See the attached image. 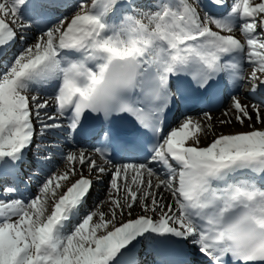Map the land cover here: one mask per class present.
I'll use <instances>...</instances> for the list:
<instances>
[{
	"label": "snow or ice",
	"instance_id": "obj_1",
	"mask_svg": "<svg viewBox=\"0 0 264 264\" xmlns=\"http://www.w3.org/2000/svg\"><path fill=\"white\" fill-rule=\"evenodd\" d=\"M212 3L223 11L201 16V0H0V264H138L143 245H190L204 264H264V99L231 96L222 115H234L219 123L250 130L213 133L206 146L200 121L167 122L191 96L239 88L245 65L264 96V0ZM37 122L41 136L62 128L65 147L81 134L91 143L64 153V170L25 199ZM85 168L110 177L107 212L80 216L93 183Z\"/></svg>",
	"mask_w": 264,
	"mask_h": 264
},
{
	"label": "bare ground",
	"instance_id": "obj_2",
	"mask_svg": "<svg viewBox=\"0 0 264 264\" xmlns=\"http://www.w3.org/2000/svg\"><path fill=\"white\" fill-rule=\"evenodd\" d=\"M243 103H247V101L243 100ZM248 104V103H247ZM229 108H225L224 110L215 113L212 115L213 119L211 121L206 120L205 118H203L202 120H200V117H192L194 120L200 121L202 126L205 128V131L208 133L206 136L203 133H198L200 135V145L201 146H206L208 143L211 142V140L213 139V133L219 135V134H228V133H236V132H244V131H249L250 128L248 127V122L245 121L244 126H241L239 123H236L234 120L232 123H228V124H224L221 125L219 123V121L221 119H232V116L234 114H231L229 117H224L222 114L228 110ZM262 111H264V109H262ZM253 120H255V116H253ZM211 124V131H208L207 125ZM257 128L260 127H264V125L261 124H256L255 125ZM64 166H65V162H64ZM80 168V166H79ZM86 170V169H85ZM87 174L88 171L86 172ZM35 191H38V187H36ZM140 212V208L139 206L136 207L133 215L135 216L136 213Z\"/></svg>",
	"mask_w": 264,
	"mask_h": 264
},
{
	"label": "rangeland",
	"instance_id": "obj_3",
	"mask_svg": "<svg viewBox=\"0 0 264 264\" xmlns=\"http://www.w3.org/2000/svg\"><path fill=\"white\" fill-rule=\"evenodd\" d=\"M212 126V125H211ZM207 131V130H206ZM108 183V182H107ZM109 188V184L108 186L106 187V190L104 192V194L102 193L101 195L99 194H94V197L92 199V202L90 204V206L88 207V210L86 211L85 214L91 212V211H94L96 210L97 208H99V210L101 211H105L107 212L108 210V197H109V194H110V189ZM100 188L99 187H96L95 188V191L96 192H99Z\"/></svg>",
	"mask_w": 264,
	"mask_h": 264
}]
</instances>
